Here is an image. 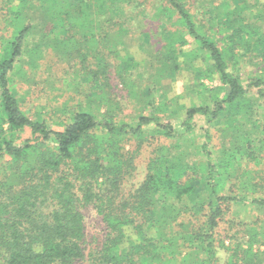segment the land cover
Here are the masks:
<instances>
[{
  "label": "trees",
  "instance_id": "16d2710c",
  "mask_svg": "<svg viewBox=\"0 0 264 264\" xmlns=\"http://www.w3.org/2000/svg\"><path fill=\"white\" fill-rule=\"evenodd\" d=\"M194 2L195 13L185 0H1L9 33L0 46V264H264V73L236 72L253 47L264 65V32L245 17L251 6L264 17V0ZM134 42L144 57L124 68ZM102 47L120 61L114 73L128 99L150 113L116 117ZM49 50L66 61L72 86L77 75L101 79L98 68L107 79L100 92L82 93L85 104L62 129L29 118L10 88L16 73H53ZM181 74L192 81L173 96L170 82ZM207 77L218 85L202 88ZM189 96L196 99L178 101ZM232 106L236 123L220 127L215 143L211 127ZM196 116L206 125L198 156L188 157L176 141L190 140ZM153 136L144 178L127 186L126 144ZM195 175L201 187L190 183ZM86 207L103 225L95 246L85 243Z\"/></svg>",
  "mask_w": 264,
  "mask_h": 264
},
{
  "label": "rangeland",
  "instance_id": "374dc122",
  "mask_svg": "<svg viewBox=\"0 0 264 264\" xmlns=\"http://www.w3.org/2000/svg\"><path fill=\"white\" fill-rule=\"evenodd\" d=\"M186 4L189 5V9L192 13H195V2L194 0H185ZM252 1V0H249ZM255 2L258 0H254ZM156 2V1H155ZM217 2V1H216ZM248 5V3L246 2ZM260 12L263 11V7L260 6ZM258 12L256 7H250L249 10H247L246 18L247 21L253 22L255 25H258L259 28L264 32V17L259 18L260 16L256 15ZM264 14V12H262ZM4 14V4L1 3L0 0V23H2V16ZM199 14V13H196ZM199 16V15H198ZM201 21L205 20L200 17ZM1 25V24H0ZM145 30H150V43L152 45L156 46L157 44V34H154L153 31H158L157 27L154 23L148 24ZM9 33V31L4 30L0 26V46L2 45V40L4 36H6ZM148 45V44H147ZM145 45V47L147 46ZM255 50L246 53L243 57L238 59V66L240 67L241 71L239 72L236 70L238 74L242 73H264V70L261 69L263 67V63H259L260 56H256L257 51L259 49L253 47ZM107 48L102 47V51L105 53L106 58L108 59L107 63L110 61V65L106 67V77L110 79L108 82V85L106 86L107 91L111 92L113 90L114 93V99L118 101L117 104V111H115L116 117L118 119H125L128 120L130 117H134L136 114L143 112V113H150V108L142 106L141 103L137 102L135 99H128V92L126 90L125 86H122L120 81L118 80L116 74L114 73V67L120 63L117 62L118 59L114 58L112 55H110L107 51H105ZM256 51V52H255ZM46 56V61L51 62V64L55 65L53 73H50L47 77L45 75L38 76L34 79L28 80L27 77L22 76L20 73H16L12 75V81L10 84V88L13 91L14 95L17 97L19 101V105L21 109L25 112V114L31 118L35 119L37 117H41L44 119L47 123V125L51 128H59L62 129V125L64 123H67L68 116L76 109L80 108L81 105L85 104V98L82 93H86L88 95H92L95 93H98L101 91V80L106 81V77L104 78V71L100 68H98L99 71L98 74L101 77L98 79H90V78H82L80 79L77 75L75 77V80L79 82V84L71 85L70 78V72L71 69L67 68V64L65 60L58 59L57 55L51 50L48 51ZM129 52L132 54L133 59L131 58H124L121 60L123 63V67L134 65V61H141L144 57V53L142 50L137 46V43L134 42L133 45L129 48ZM29 59V58H28ZM90 66L92 69L96 68L97 65H95L94 60L91 59V57H88ZM77 61L78 68L80 64ZM116 64V65H115ZM29 65V64H28ZM24 67V66H23ZM31 67V66H30ZM25 68L28 69L27 65H25ZM66 71L68 74H66ZM70 71V72H69ZM22 72L25 73L24 68H22ZM44 72L45 69L42 67L38 73ZM79 79V80H78ZM192 81L190 74H181L176 77V79L171 83L173 96L175 94L182 93L183 90V84L184 81ZM74 82V81H73ZM76 83V82H74ZM202 88L210 90L218 85L217 78H203L201 80ZM80 86V88H79ZM74 87V88H73ZM94 87H99L94 90ZM143 94H145L143 92ZM161 95H163V92H161ZM155 96V94H154ZM137 99V98H136ZM155 100L157 98H154ZM196 99L194 96H189L185 98H179V102H184L185 104L189 103L191 100ZM170 104V103H169ZM153 111V109H151ZM100 111L99 115L102 113ZM196 120V128L194 130V134L191 136L190 140L185 138L179 141H176V143L180 146H186L188 145L189 148L188 151H186L188 157H197L198 154L195 153L194 146H198V144L201 142L203 133L201 132L200 128L204 129L205 127V121L201 117H195ZM172 123H174L176 126H178V118L173 117L171 120ZM236 123V111L234 110V106H232L231 109L227 110L226 112L222 113L219 118L217 119V122L215 126L211 127V131L215 135V143L218 140V134L220 127H229L231 124ZM202 133V134H201ZM30 136V133L28 130H25L23 132H20L17 134L18 140H23L25 138H28ZM158 139L153 137H149L146 142H143L144 144L140 147H137V140H134L135 142H129L126 144L125 149L132 153L133 155V165L134 169L132 171L131 177H129L126 181V185L130 186L132 183H138L140 182L145 174H146V165L148 163V159L150 155L152 154L153 150H157L156 141ZM162 145L169 144L173 145L175 144V141L171 140H164L159 142ZM165 143V144H164ZM193 145V146H192ZM192 146V147H191ZM191 147V148H190ZM195 153V154H194ZM196 175L193 176V180L190 181V183H194V185L201 187L198 179H195ZM195 186V188H196ZM196 191L197 188H196ZM196 194V193H195ZM195 194L191 196V200L193 203L194 211H198L199 207L197 204V201L195 200ZM84 212V225H85V243L90 246H95L101 241V236L103 234V225L100 219V216L97 215V213L94 211L91 207L83 208ZM224 233V232H223ZM224 234H221L223 236ZM229 240H225V243H228ZM222 259L225 258L226 252L225 249H220L218 254Z\"/></svg>",
  "mask_w": 264,
  "mask_h": 264
}]
</instances>
